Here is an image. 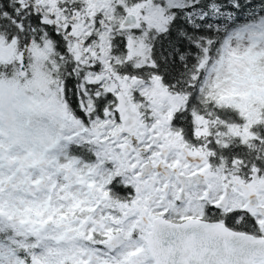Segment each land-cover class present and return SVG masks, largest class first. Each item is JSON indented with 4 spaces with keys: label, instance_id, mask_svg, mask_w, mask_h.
<instances>
[{
    "label": "snow or ice",
    "instance_id": "1",
    "mask_svg": "<svg viewBox=\"0 0 264 264\" xmlns=\"http://www.w3.org/2000/svg\"><path fill=\"white\" fill-rule=\"evenodd\" d=\"M0 264H264V0H0Z\"/></svg>",
    "mask_w": 264,
    "mask_h": 264
}]
</instances>
